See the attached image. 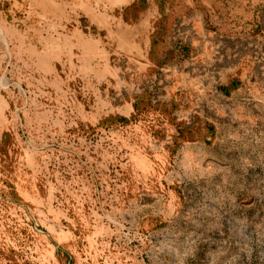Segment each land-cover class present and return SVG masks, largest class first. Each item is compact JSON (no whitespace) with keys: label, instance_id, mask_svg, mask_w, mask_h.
<instances>
[{"label":"rangeland","instance_id":"obj_1","mask_svg":"<svg viewBox=\"0 0 264 264\" xmlns=\"http://www.w3.org/2000/svg\"><path fill=\"white\" fill-rule=\"evenodd\" d=\"M93 1L95 24L155 25L157 68L86 167L59 136L101 130L71 124L74 85L12 69L6 26L39 17L0 0V264H264V0H131L105 23Z\"/></svg>","mask_w":264,"mask_h":264},{"label":"crops","instance_id":"obj_2","mask_svg":"<svg viewBox=\"0 0 264 264\" xmlns=\"http://www.w3.org/2000/svg\"><path fill=\"white\" fill-rule=\"evenodd\" d=\"M9 1L13 12L31 10L39 17L35 24L6 26L5 53L12 69L15 64L22 74L26 72L28 84L34 83L32 77L38 85H55L62 92L68 83L75 86L74 108L84 111L71 117V124L101 132L62 134L60 148L66 146L63 141L69 136L75 142L70 146L76 147V155L85 156L86 167L90 159L103 165L109 156L104 124L111 115L129 118L136 97L145 93L136 90L138 81L153 79L157 68L151 57L155 25L95 24L93 0ZM95 2L106 8V13L98 15L105 23L111 8L115 12L131 0ZM78 17L81 20H75Z\"/></svg>","mask_w":264,"mask_h":264}]
</instances>
